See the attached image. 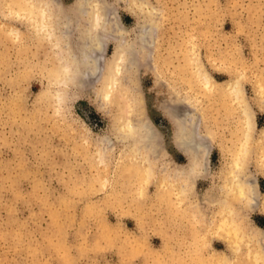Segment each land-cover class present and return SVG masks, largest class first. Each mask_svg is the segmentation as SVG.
I'll use <instances>...</instances> for the list:
<instances>
[{
    "label": "rangeland",
    "instance_id": "1",
    "mask_svg": "<svg viewBox=\"0 0 264 264\" xmlns=\"http://www.w3.org/2000/svg\"><path fill=\"white\" fill-rule=\"evenodd\" d=\"M18 2L0 0V264H212L214 251L230 253L208 231L216 212L205 196L241 148L246 111L255 140L264 125V0H34L52 27L65 13L106 26L98 55L74 75L57 71L63 59L38 32L33 0ZM199 71L216 84L238 76L246 101L207 89ZM186 122L206 145L188 198L177 173L187 157L173 142ZM263 153L249 152L243 174L258 195ZM140 164L154 178L143 183ZM245 210L264 228L263 208ZM259 242L249 243L263 254ZM242 246L233 264H258Z\"/></svg>",
    "mask_w": 264,
    "mask_h": 264
},
{
    "label": "bare ground",
    "instance_id": "2",
    "mask_svg": "<svg viewBox=\"0 0 264 264\" xmlns=\"http://www.w3.org/2000/svg\"><path fill=\"white\" fill-rule=\"evenodd\" d=\"M12 1L13 2H16L17 1L18 2L19 0H16V1L12 0ZM33 2H34V0H33ZM35 3H37V2H34V5H36ZM18 4H19V2H18ZM20 5H22V4H20ZM39 5L41 6V3L38 4V5H36V6H34V7H36V9L38 10L37 11V14H40V15L44 16L43 17L44 19H42L41 23H37V25H38V32L39 33L40 32L42 33V36H43V38L45 40L49 41L51 44L53 43L54 45H56V47H57L56 49H58V52H60L59 58H62L63 59L62 60L63 63H60V64H62L61 65V68H60V70H57V71H61L63 73H66L67 75L68 74L74 75L78 71L83 72V68L89 62V60L91 59L90 58L91 55L92 56H93V54L94 55H98V52L100 51L101 45H102V43H103V41L105 39L104 34H105L106 30H107L106 26L104 25L103 22L101 23V26H98V24H97L98 20H97V22L96 21L92 22V20H91L90 22H92V23H89L88 20H87V22H88L87 26L86 27H80V26H78V24H76V22H74L75 20L73 19V16H70V14H68V13L66 14L65 13V15H64L65 18L64 19L63 18L61 19V20H63L62 21V24L63 25H61L62 27H59L58 25H57V27H55V25H54V27H52V25H50L52 19L48 17V15H50V13H49L50 10L48 11V10H46L45 7H43L44 6V3L42 4L43 5L42 7H39ZM24 6L25 5L23 4V7ZM26 6H27V4H26ZM34 7H32V8L30 7V9H33L34 10L35 9ZM82 11H83V9H82ZM31 13H33V12H31ZM35 13H34V17L35 16H38ZM84 15H85V13H84ZM30 16H31V14H30ZM79 19H81V18H79ZM92 19L95 20L96 17L95 18H92ZM38 21H39V19H38ZM53 22H55L54 19H53ZM58 27H59V29H58ZM73 30H75L77 32V36L75 38V44L73 43L74 46L73 47H69V45L67 46L68 42L63 41L64 40L63 34L64 35L65 34L66 35H69L68 33L71 32V31H73ZM99 32L102 35H99ZM118 46H120V44ZM122 50H123V48H122ZM126 55H123L122 54V51H121V49L119 47L118 50L116 51V54H115L116 62H118L120 60H121L120 62H123V60H122V59H124L123 56H126ZM94 63H92V64H94ZM196 63H197V61H196ZM86 67H88V66H86ZM57 68L58 67H56V69ZM104 68H105V66H104ZM118 69H119V67L116 68V71H115L116 72V75L119 73V70ZM107 70H108V68H107ZM199 70H200V68H199ZM52 72H51V75L53 76ZM92 72H94V71H92ZM199 72H200V74H199L200 76L198 77V80L200 81V83L202 82L204 84V86L207 87V89H209V88L212 89L214 86L217 88L219 86V88H221L222 91H225L224 93L230 94L231 97L233 96L234 98H238L241 101H243V100L246 101L243 93H241L240 82H239V80L241 78L238 79V76L237 77L233 76L229 81H227L224 84L223 83L222 84H216V83H214L212 81L213 79H211V77L208 74L203 73V71H199ZM104 76H106V75H104ZM104 76H103V78H105ZM61 77H63V75ZM108 77H110V75ZM112 77H114V75H112ZM190 79L193 80L192 77ZM194 79H195V77H194ZM105 82H108V81L105 79ZM194 82H195V84H197L195 80H194ZM111 86H112V83H111ZM194 89H196V88H194ZM105 90H109V89H106L105 88ZM203 91H204V89H203ZM105 94L108 95V91H106ZM194 94H195V92H194ZM198 95H199V93H198ZM219 96L222 97V94L219 95ZM195 97H196V95H195ZM194 98L190 97V100L189 101L186 98V100L184 101L185 104H188L190 106L191 103H194V101H195ZM197 100H199V99H197ZM190 101H191V103H190ZM186 112L188 114V111H186ZM186 112H184V114H186ZM247 112L248 111H246V113L244 115V119L241 122V125L239 126L240 129H241V133L243 135V139L241 140V148L239 150H238V148L235 149V150H232V154H231V157H230V159L228 161V165H227L226 169L221 172V176H220L221 177V180H220L221 182H220V184H218L217 186L213 187V188H215V190L217 192V195L214 196V197L212 196L213 194H211V192L214 191L213 188H212L211 189L212 191L209 190L208 193H206V196H205L207 198L205 201H207L210 204L208 206L211 208V205H215V207H213V211L216 212L215 219H212L211 218L213 220V222L211 223V225H210L211 227L208 229V231L209 232H214L216 234V236L217 235L222 236L225 239V241L227 243V246L230 249V251H229L230 253H228V252H222V251H214L213 253H211L208 256V258H209L208 261L210 263H212V264H233V261L234 260L237 261L238 258H239V257L236 258V256L239 254L240 248L243 247L242 245H247L249 257L250 256L254 257V258L251 257V259H249L250 262H252V261L254 262L255 261L257 263L259 262L258 264H264V228L261 227L260 225L256 224V223H253L252 221H250L248 219V217H247L246 210H245V208H249V207L251 208V206H253V205L254 206L255 205H259L260 208H263L264 209V193L262 195H258V193H256L255 190L253 189L252 180H250V179H243V177H244L243 174H244V171H245V167H246V164H247V160L250 157L249 152L251 153V152L255 151V149H258V148H260V147H262L264 145V140H263V138H264V125L262 126L261 131H260V135L256 138V140H257L256 141L255 140V137H251V136H253V133H252V128L253 127L252 126H253L254 123H252L253 120L251 122L250 115ZM177 119H179V117ZM120 123H122V122H120ZM145 124L144 125H145L146 128L147 127H148V129L149 128H152V127H150V125H148V124H150L149 122L148 123L146 122ZM129 125H128V127H129ZM176 126H177L176 127V131L173 134V142H174V144L187 157V163H186L185 167L180 168V170L177 172L178 175H179V177L180 176L182 177V180L184 181L183 184L185 186L186 185L188 186V188H186L187 186L184 187V185H183V188L184 189L182 188V189H180L181 191L179 190V192H180L179 194L183 195L182 193H187V192H189L193 188L195 178L200 173L204 172L205 161H204L203 152H205V150H206V148H205L206 145H205V143L202 142V140H200V138L198 137L196 131H194V129L192 127L188 126V123L187 122L184 123V124L183 123H177ZM149 133H150V130L148 131V135H151ZM148 141H149V139H148ZM150 141H152V140H150ZM228 145L229 144H227L226 146H228ZM136 152H134V153H136ZM126 156H127V154H126ZM131 156L132 157H130V158H134L133 155H131ZM139 156H141V155H139ZM137 160H139V159L137 158ZM259 162H260V163H258L259 164V167L262 168V170H263L264 169V167H263L264 166V160H263V158L260 159ZM132 163H134V160L133 159H132ZM136 163H137V161H136ZM132 165H135V163L132 164ZM124 166H125V164H124ZM138 168L141 169L139 175L143 179L142 180L143 183H144V181H148V180L150 181L151 178H154V176H153L154 173L151 170L153 167L151 168L149 165H146L145 164L143 166L141 165L140 167L138 165ZM133 170H134V168H133ZM135 170H136V168H135ZM138 171H139V169L137 170V172ZM127 174H128V172H127ZM245 174H246V172H245ZM179 177H178V179H179ZM164 180L166 181V179H164ZM159 183H160V185H163L162 191H163V189L164 190L166 189V191H167V190H169L171 188L170 185L169 186H166V183L162 182V180ZM138 188H139V186H138ZM172 188H173V186H172ZM169 192H171V191H169ZM212 193H214V192H212ZM180 197L181 196H179L178 198H180ZM184 197L188 198L187 196H184ZM174 198H176V197H174ZM174 198H173V200H174ZM183 211H184V209H183ZM196 217H198V215ZM201 217H202V214H201ZM203 220H204V218H203ZM196 221H198V220H196ZM199 223H200V221H199ZM206 223H207V221H206ZM207 224L205 226H207ZM205 226H203V227H205ZM192 228H193V226H192ZM192 232L194 233V231H192ZM209 232L207 234H209ZM193 233H191V234H193ZM251 241H260L263 244V246L261 248L263 254H261V251H260L259 248H257L256 246L252 245L251 243H249ZM199 251H200V249H199ZM244 258H246L245 255H244ZM199 259H200V255H199ZM244 261H246V260H244ZM201 263H203V262H201Z\"/></svg>",
    "mask_w": 264,
    "mask_h": 264
}]
</instances>
